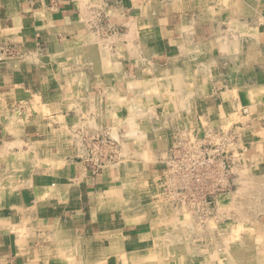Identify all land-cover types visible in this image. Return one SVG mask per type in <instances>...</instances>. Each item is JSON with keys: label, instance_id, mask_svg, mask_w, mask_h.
I'll use <instances>...</instances> for the list:
<instances>
[{"label": "crops", "instance_id": "crops-1", "mask_svg": "<svg viewBox=\"0 0 264 264\" xmlns=\"http://www.w3.org/2000/svg\"><path fill=\"white\" fill-rule=\"evenodd\" d=\"M214 128L232 187L194 237L142 190ZM0 264H264V0H0Z\"/></svg>", "mask_w": 264, "mask_h": 264}, {"label": "built area", "instance_id": "built-area-1", "mask_svg": "<svg viewBox=\"0 0 264 264\" xmlns=\"http://www.w3.org/2000/svg\"><path fill=\"white\" fill-rule=\"evenodd\" d=\"M235 138L233 131L214 128L199 135L184 129L175 134L167 150L160 176L163 196L167 203L189 212L201 226L211 217L215 195L231 190L234 161L228 147ZM99 141L101 145L93 146L96 155L90 157L95 170L109 161L104 154L107 143Z\"/></svg>", "mask_w": 264, "mask_h": 264}, {"label": "rangeland", "instance_id": "rangeland-1", "mask_svg": "<svg viewBox=\"0 0 264 264\" xmlns=\"http://www.w3.org/2000/svg\"><path fill=\"white\" fill-rule=\"evenodd\" d=\"M91 141H92V144L91 143L88 144V151H89V154H91L90 157L96 155L95 150L93 149V146L95 145V143L99 142V144L101 145V142L99 141L98 138H93V139H91ZM106 145L107 146L105 147L106 149L104 151V154H106L107 160H109L111 162H114L115 156L117 155L116 151L114 150V148H116V146H115L114 142H113V144H112V142H108ZM98 148H101V147L98 146ZM97 156H98V158H101L100 151H97ZM121 161H123V160H121ZM110 164L112 165V163H110ZM113 167H111V168H113ZM115 168H116V166H115ZM131 172H134V171H131ZM144 179H146V178H144ZM153 180H154L153 184H155L154 186L156 187V190L154 189L155 192L152 193L151 195L148 192L149 189H143L142 190V191H146V193L144 194L143 198L148 199L150 204L147 203V200H145V199L143 201L141 200L143 202L141 204V206H142L141 209L146 211L148 206L151 205L154 209H156L157 212H159L160 219H161L162 222L166 221V222H170L171 223V218H170L171 210L170 209H172V207H175V208H179V207L172 206L171 204L166 202V199L163 196V194H164L163 183L161 182L160 178H156V179H153ZM148 181H146V182H148ZM128 187L130 189L126 188L127 190H125V191L130 192V194H132L133 190H134L133 187H132V184L129 185ZM167 210H168V212H167ZM182 212L184 214H186V216L183 215L180 218V220L177 219V222H181L182 226H184L186 228L189 227V230H190L189 234H191V236H193L194 233L197 234V232L200 233L201 231H204V229L200 225V223L189 212H185L184 210H182ZM158 217H159V215H158ZM175 217H177V216H175ZM195 229H196L197 232L194 231ZM194 237H195V235H194Z\"/></svg>", "mask_w": 264, "mask_h": 264}, {"label": "bare ground", "instance_id": "bare-ground-1", "mask_svg": "<svg viewBox=\"0 0 264 264\" xmlns=\"http://www.w3.org/2000/svg\"><path fill=\"white\" fill-rule=\"evenodd\" d=\"M95 52V51H94ZM92 55V54H91ZM177 69V68H176ZM182 75V74H181ZM77 77H79V76H77ZM157 80V79H156ZM163 81V80H162ZM79 82V81H78ZM156 82V81H155ZM158 83V82H157ZM169 83V82H168ZM172 84V83H171ZM158 85V84H157ZM159 85H160V83H159ZM178 85V84H177ZM161 86V85H160ZM164 86V85H163ZM179 86V85H178ZM162 87V86H161ZM176 87V86H175ZM163 88V87H162ZM171 88H173V87H171ZM147 89V88H146ZM148 90V89H147ZM162 90V89H161ZM151 91V90H150ZM167 91V90H166ZM55 92V91H54ZM154 93V92H153ZM157 93V92H156ZM49 94V93H48ZM146 94H148V93H146ZM154 95V94H153ZM154 96H156V95H154ZM147 97V96H146ZM150 97V96H149ZM181 99V98H180ZM157 100V99H156ZM140 102V101H139ZM133 104V103H132ZM171 104H172V102H171ZM181 104V103H180ZM139 105V104H138ZM125 106V105H124ZM154 106V105H153ZM157 106V105H156ZM178 106H179V104H178ZM188 106V105H187ZM138 107V106H137ZM147 107V106H146ZM166 107V106H165ZM120 108V107H119ZM126 109V108H125ZM182 109V108H181ZM136 110V109H135ZM148 110V109H147ZM183 111V110H182ZM154 114V113H153ZM140 118H141V116H140ZM168 118V117H167ZM174 119H176V118H174ZM173 119V120H174ZM127 126V125H126ZM151 156V155H150ZM75 241V240H74ZM75 243V242H74Z\"/></svg>", "mask_w": 264, "mask_h": 264}]
</instances>
